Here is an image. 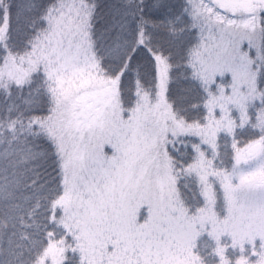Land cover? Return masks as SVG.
<instances>
[{"label":"snow or ice","instance_id":"snow-or-ice-1","mask_svg":"<svg viewBox=\"0 0 264 264\" xmlns=\"http://www.w3.org/2000/svg\"><path fill=\"white\" fill-rule=\"evenodd\" d=\"M0 264H264V0H0Z\"/></svg>","mask_w":264,"mask_h":264}]
</instances>
